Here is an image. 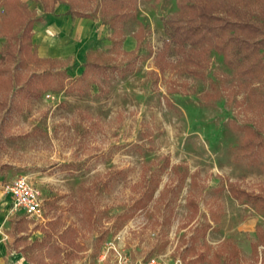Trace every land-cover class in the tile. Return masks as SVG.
<instances>
[{
  "label": "rangeland",
  "instance_id": "obj_1",
  "mask_svg": "<svg viewBox=\"0 0 264 264\" xmlns=\"http://www.w3.org/2000/svg\"><path fill=\"white\" fill-rule=\"evenodd\" d=\"M58 4L105 23L110 47L43 57L34 39ZM177 11L0 0V264H264V211L228 187L264 194V72L171 41ZM21 178L42 216L7 194Z\"/></svg>",
  "mask_w": 264,
  "mask_h": 264
},
{
  "label": "trees",
  "instance_id": "obj_2",
  "mask_svg": "<svg viewBox=\"0 0 264 264\" xmlns=\"http://www.w3.org/2000/svg\"><path fill=\"white\" fill-rule=\"evenodd\" d=\"M177 7L163 19L171 41L212 47L243 74L264 72V0H177ZM228 187L233 197L264 211V194L243 189L237 182Z\"/></svg>",
  "mask_w": 264,
  "mask_h": 264
},
{
  "label": "crops",
  "instance_id": "obj_3",
  "mask_svg": "<svg viewBox=\"0 0 264 264\" xmlns=\"http://www.w3.org/2000/svg\"><path fill=\"white\" fill-rule=\"evenodd\" d=\"M69 11L68 6L58 4L49 18L39 23V35L34 41L39 42L43 57L70 56L81 65L90 51L110 47V34L105 23L90 17L73 18ZM124 45L127 50L135 48V36L127 34ZM14 263L21 264L15 260Z\"/></svg>",
  "mask_w": 264,
  "mask_h": 264
},
{
  "label": "built area",
  "instance_id": "obj_4",
  "mask_svg": "<svg viewBox=\"0 0 264 264\" xmlns=\"http://www.w3.org/2000/svg\"><path fill=\"white\" fill-rule=\"evenodd\" d=\"M7 194L11 197L14 206L28 215L42 216L43 202L39 189L28 180L21 178L5 186ZM145 264H159L157 257L150 258Z\"/></svg>",
  "mask_w": 264,
  "mask_h": 264
}]
</instances>
